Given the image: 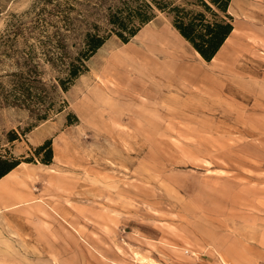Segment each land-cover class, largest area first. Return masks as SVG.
Returning a JSON list of instances; mask_svg holds the SVG:
<instances>
[{
	"label": "rangeland",
	"instance_id": "374dc122",
	"mask_svg": "<svg viewBox=\"0 0 264 264\" xmlns=\"http://www.w3.org/2000/svg\"><path fill=\"white\" fill-rule=\"evenodd\" d=\"M122 1L0 0V154L22 162L0 182V264H264V0H231L209 62L155 9L64 90L53 40L74 58ZM147 28L184 58L137 55Z\"/></svg>",
	"mask_w": 264,
	"mask_h": 264
},
{
	"label": "trees",
	"instance_id": "16d2710c",
	"mask_svg": "<svg viewBox=\"0 0 264 264\" xmlns=\"http://www.w3.org/2000/svg\"><path fill=\"white\" fill-rule=\"evenodd\" d=\"M230 3L231 0H123V7L110 9L107 19L111 27L109 33H101L99 30L87 32L80 39L81 47L74 58L68 57L66 37L58 35L59 38L53 40L62 61L66 62L67 69V78L60 79L59 84L64 90H68L69 86L87 71L86 62L111 35L115 34L124 43H128L152 20L155 9L167 12L179 33L203 59L212 61L234 30L233 17L228 13ZM67 19L71 22L68 17ZM66 27L71 30L69 24H66ZM31 96L29 90L27 93L23 92L25 101ZM16 139L17 137L12 138ZM42 153L44 157L41 161L50 164L54 157L52 140H47L36 149L37 155ZM21 163L11 154H0V180Z\"/></svg>",
	"mask_w": 264,
	"mask_h": 264
},
{
	"label": "bare ground",
	"instance_id": "6f19581e",
	"mask_svg": "<svg viewBox=\"0 0 264 264\" xmlns=\"http://www.w3.org/2000/svg\"><path fill=\"white\" fill-rule=\"evenodd\" d=\"M138 44L140 47L133 48L134 52L139 56H145L157 67L158 65L167 66L173 64L172 60L176 58L178 62H180L178 59L184 58L182 44L166 30L147 28L139 37ZM197 54L200 56L198 52ZM156 59L158 61H155Z\"/></svg>",
	"mask_w": 264,
	"mask_h": 264
},
{
	"label": "crops",
	"instance_id": "0c3cea01",
	"mask_svg": "<svg viewBox=\"0 0 264 264\" xmlns=\"http://www.w3.org/2000/svg\"><path fill=\"white\" fill-rule=\"evenodd\" d=\"M6 177V176H5ZM5 177H3L2 179H4Z\"/></svg>",
	"mask_w": 264,
	"mask_h": 264
}]
</instances>
